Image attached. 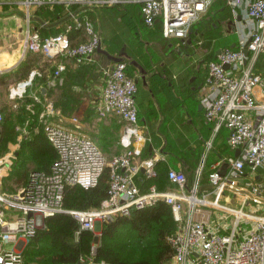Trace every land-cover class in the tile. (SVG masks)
<instances>
[{"label":"built area","instance_id":"built-area-1","mask_svg":"<svg viewBox=\"0 0 264 264\" xmlns=\"http://www.w3.org/2000/svg\"><path fill=\"white\" fill-rule=\"evenodd\" d=\"M30 6L62 5L69 23L63 32L40 37L26 27L21 39L20 59L26 53L44 59L60 58L74 65H82L101 48L99 34L86 13L110 7L116 0H20ZM213 0H137L144 27L159 23L164 39H176L181 46L191 42V27L206 13ZM234 20L237 35L233 48L215 55L205 65V75L199 88L198 104L205 122L213 131L223 128L230 150L236 157H228L212 166L207 175L209 192L202 191L201 171L194 172L188 187L185 175L166 170L167 186L159 190L150 185L140 192L134 183L142 171L145 179H154L156 158L138 159L133 145L149 142L138 123L135 102L136 84L127 74L121 61L100 67L101 91L93 106V124L110 116L121 124L119 145L121 152L108 162L92 142L78 132V121L70 122L76 129H66L46 119L54 115L50 102L35 93L27 92L34 76L16 83L8 93L9 99L26 103V111L42 123L45 139L55 158L46 171L31 172L26 185L16 192L0 190V264H24L21 252L45 218L58 213L71 215L79 229L94 233L96 223H109L116 217H127L131 211L165 204L171 213L175 230L166 238L172 250L167 264H264V181L253 179L264 172V66L256 60L264 54V0H224ZM239 16V20L235 21ZM80 32L85 38L71 44L69 34ZM200 45V41H193ZM246 51V55L244 54ZM227 66V69H223ZM64 66L52 72L53 82L59 80ZM41 107L36 113L34 106ZM2 115L0 113V124ZM17 131V130H16ZM25 133L24 128L20 131ZM25 136V135H24ZM14 154L0 157V185L10 172ZM224 165L223 172L221 166ZM109 170L106 198L98 207L87 210H66L62 197L66 187L88 190L96 186L103 169ZM225 195L240 197L255 203L250 213L223 207L218 202ZM209 196V197H208ZM213 212L218 215L214 216ZM239 214V215H238ZM226 215L234 220L228 226ZM70 264H108L95 261L92 253Z\"/></svg>","mask_w":264,"mask_h":264},{"label":"crops","instance_id":"crops-1","mask_svg":"<svg viewBox=\"0 0 264 264\" xmlns=\"http://www.w3.org/2000/svg\"><path fill=\"white\" fill-rule=\"evenodd\" d=\"M136 1L137 0H116V3L114 5L129 4L138 8L137 16L139 22L142 25L141 16L139 13V4ZM114 5L110 7H113ZM214 6L216 7L212 8ZM48 7L51 11L52 6ZM221 7H227V9L229 10L224 0H213L211 2L206 13L191 27V42L186 41V44L184 46H181L180 41L176 39H163L166 41H171V43L174 44V47H176V49L181 52H186L187 50H192L193 48L201 50L204 54L203 58H205L207 55H210L211 52L215 51L213 55V58H215L216 52L222 49L220 48L216 50V40L207 39L204 37V34L209 31V27L211 25L210 18L213 16L214 12ZM100 9L102 8L94 9L87 13L92 14L95 21L96 13ZM30 19L34 20V18L32 17H30ZM35 20L36 21H33V24H31V26L27 25L28 29L33 32H38L39 35L44 34L45 36L52 35V32H63L64 27L67 23H69L65 8L60 14V16H57V18L52 23H49L48 21H43L41 18ZM235 21L238 20L235 19ZM201 23H203V29L201 30L200 27L197 29V26ZM235 24L231 14L229 20L219 22L220 38H228L230 44L229 48H233L236 42L237 35L235 33ZM224 25H227V27L230 26V31L224 29ZM155 26H159L160 28V25L157 22L154 23L151 28H147L144 26L143 27L149 30ZM69 39L71 41V44L73 45L85 40V38L80 32L70 33ZM195 40L200 41L199 46L194 44L193 41ZM170 46L171 45H169V47ZM19 48L21 53V46H19ZM101 49L110 54L109 51L102 47V44ZM125 51L128 55H130V53H128L126 49ZM20 53L19 59L10 68H7L5 70L6 73H3V75L12 76L11 78L16 77L17 80L22 81L25 80L26 77L29 76V74H36V71H34L33 69L35 62L39 63L41 61H46L51 64V67H49V72L44 74V76L37 75V77H39L38 79L36 78V76H34L32 86L27 91L35 93L40 96L43 101H48L51 103L55 113L51 117H48L46 120L51 123H56L66 129H76L75 126L70 122L71 118H75L78 121V128L76 130L81 134L89 137L94 144V141H97L106 156L114 157L119 154L121 152V148L119 145L121 124L119 120L114 116H110L107 120L102 123L93 124V106L99 99L102 87L99 69L101 66L105 65L103 64V62L107 64L109 61H107V59L103 55H100L97 52L93 54L87 62L79 66L74 65L68 60H62L60 58L44 59L41 57V55L32 53H26L22 57V59H20ZM59 64H62L64 66V70L60 74L59 80L53 82L51 79V75L55 67ZM202 71L203 73L199 72L201 74L200 75L195 72V70H193V73L191 76H189L187 83L183 84L180 82L181 80L178 81L175 78L174 74H170L171 69L163 67L160 69V73H149L150 77L149 79L147 77V83L144 77V84H142V87L148 89H144L148 94L146 101L143 100L144 98L139 97L140 95H138L137 89L135 102L138 113V123L140 127L143 128V133L145 136L148 137L149 134L145 126L146 118L140 116V109L143 106L148 105V99L153 100L155 98H158L160 99L159 102H161V104L163 102V105H166V107L171 110L168 111L169 113H171V115L168 114L169 116L167 115L165 119H168L170 122H172L176 129L181 125H186L185 127H187V129H184V132L178 131L177 134L182 139L181 144L183 146L182 150L184 154L183 160L179 159L181 160L180 162H176L177 156H175L174 153L159 151V153L152 154L150 148V140L149 142L144 144L136 143L133 145L134 150L137 153L136 158L141 160L147 158L157 159V162L154 166V170L156 173L154 179H145L142 172L136 175L134 183L140 192L145 191L146 188L150 185L155 186L158 184V182H163V178L161 177L160 179V176L165 175V172L168 169H172L177 172H182L186 177L187 186L189 187L193 182L194 172L198 168H200L201 171L200 182L202 184V191L209 192L210 186L207 182V175L210 172L212 166H214L216 163L220 162L224 158L235 157V150L232 151L227 146L226 130L220 128L218 131H213L212 125L210 123L205 122V120L203 119L202 109L198 104V91L202 85V81L206 73L205 66ZM0 73L2 72L0 71ZM152 75H154L153 78H151ZM167 75H170L171 77H167ZM136 88H138L137 84ZM178 102L180 105H178ZM22 104H24V106L26 105V103ZM175 108H178L180 112L182 111L181 113H184L183 116L181 118H178L177 120L175 118L176 116L174 115ZM189 108L193 109L191 111H194V115L190 116L188 114ZM31 121L32 119L27 117V119L25 120V124H27L28 126ZM40 124L42 123L39 122L37 118V126H34L33 134H37L35 130L38 131V126ZM83 127L87 129L89 128L91 131L93 130L92 136L90 134L88 135V133H86ZM41 150H44L43 142L41 143ZM13 154L14 162L17 157V153L13 152ZM32 161V164H30L29 166V173L27 175L25 174V177L20 180H16L15 178L13 186H11L12 193L16 192L17 190L23 188L26 185L31 172L43 171L41 170L42 168L39 166V163H35L34 160ZM27 166L28 164L25 165V169L27 168ZM220 169L223 172L224 165H222ZM253 179L256 181H264V172L259 171L255 176H253ZM221 198L226 197L222 196ZM221 198L218 202L219 204L221 203ZM213 215L216 216L218 215V213L213 212ZM100 226V223H96L95 225L94 235L96 237L99 235Z\"/></svg>","mask_w":264,"mask_h":264},{"label":"rangeland","instance_id":"rangeland-1","mask_svg":"<svg viewBox=\"0 0 264 264\" xmlns=\"http://www.w3.org/2000/svg\"><path fill=\"white\" fill-rule=\"evenodd\" d=\"M20 2V0H0V71L2 72L0 73V112L3 120L12 128L14 134V142L6 146V151L2 157L5 158L8 154L11 155V153L15 152L20 156H25L27 160L30 159L26 163L28 164L25 169L27 175L29 173V166L35 157L33 155L41 151V143H44L45 140L43 141L39 134H33V137L29 134V130H27L28 126L25 124L27 111L24 104L14 100L11 101L8 97L9 90L20 80H17L16 77L11 78L12 76L3 75V73H6L5 70L10 68L19 59V46L27 25L31 26L33 21L35 22V19H38L37 7L30 6L26 9ZM137 13L138 8L129 4H116L110 8L100 9L96 13L94 25L99 34L102 47L109 51L111 55H114L119 51L121 46H124L132 56L131 61L135 62L143 70L146 83L150 77L149 73H160V69L166 67L171 69L170 74H174L178 81L181 80V83L186 84L189 76L195 70L197 62L203 58V52L195 48L186 52L177 50L171 41H166L161 37L159 26H155L149 30L144 28L139 22ZM30 17L34 18V20H31ZM199 27L202 30L204 27L203 23L198 25L197 29ZM223 28L230 31V26L224 25ZM169 45L171 46L169 47ZM34 64L33 69L39 76H44V74L49 72V67H51V64L46 61L35 62ZM103 64L106 63L103 62ZM128 73L134 79L140 80V74L137 69L130 67ZM167 77L171 76L167 75ZM27 78L28 76L25 80ZM36 78L38 79L39 77L36 76ZM137 86L139 97L144 98L143 100L146 101L148 94L144 89L147 88L142 87V81H139ZM159 101L160 99L158 98L153 100L148 99V105L140 109V116L146 118L145 126L149 134L148 139L150 140L152 154L159 153V151L174 153L177 156L176 162H180L181 160L179 159L183 160L184 154L181 144L182 139L177 134L178 131L184 132V129H187V127H185L186 125H181L176 129L172 122L165 119L168 114L171 115L168 112L171 110L166 105L164 106L163 102L161 104ZM178 105H180L179 102ZM191 110L193 109H188L190 116L195 114ZM181 112L178 108L174 109L176 120L183 116L184 113ZM22 128H24L25 132L23 135L20 132ZM83 129L88 135L92 136L93 130L91 131L89 128L88 130L85 127ZM94 142L102 153L104 160L108 162L112 157L106 156L98 142ZM40 159L43 162H47L48 154L42 153ZM17 169L16 173L12 175L9 173L7 177L2 179L0 190L12 192L11 186H13L15 178L19 176L17 173L20 171V168ZM224 197L226 198H221V206L233 210H238L242 206L240 197L231 195H225ZM255 209V203L249 201H246L242 206V212L244 213H250ZM234 217L233 215H226V224L228 226L234 220Z\"/></svg>","mask_w":264,"mask_h":264},{"label":"trees","instance_id":"trees-1","mask_svg":"<svg viewBox=\"0 0 264 264\" xmlns=\"http://www.w3.org/2000/svg\"><path fill=\"white\" fill-rule=\"evenodd\" d=\"M62 5H52V10L46 5L37 7L38 18L49 23L54 22L57 16L63 12ZM87 18L92 23L94 29V17L86 13ZM230 19V12L227 7L216 10L210 18L209 31L204 34L207 39L216 40L215 48L226 49L230 44L228 38H220L219 22ZM52 35L58 34L52 32ZM44 37V34L39 35ZM46 37V36H45ZM215 51L205 57V61H214ZM108 62L105 65H111ZM256 66H264V54L258 56ZM127 74L130 66L126 63ZM133 77V76H132ZM24 103H28L25 99ZM36 108V109H35ZM36 113L41 108L34 106ZM26 112V111H25ZM27 117L32 121L28 125L29 134L33 135L34 126H37V114ZM2 115V114H1ZM41 125V127H40ZM38 126L37 134L44 141V150L37 153L33 158L35 163H39L41 170L46 171L55 158L54 151L45 139L42 131V124ZM14 142L12 128L3 120L0 124V157L6 151V146ZM35 142V141H34ZM48 154V161H42L40 155ZM25 156L17 154L10 169L11 175L18 171L16 180L25 177ZM109 170L107 167L103 172L95 187L83 190L77 186L66 187L62 197V207L66 210H87L96 208L102 200L106 198ZM163 182H158L156 188L159 190L167 186L166 172L160 176ZM175 230V225L169 208L162 202H157L150 207L133 210L127 217H116L109 223L100 226L97 241L93 232L80 230L75 219L66 213H58L44 219L43 227L36 231L30 241L24 246L21 252L24 264H70L79 258H84L92 253L95 261H103L108 264H167L172 253L166 242V238Z\"/></svg>","mask_w":264,"mask_h":264},{"label":"water","instance_id":"water-1","mask_svg":"<svg viewBox=\"0 0 264 264\" xmlns=\"http://www.w3.org/2000/svg\"><path fill=\"white\" fill-rule=\"evenodd\" d=\"M236 20H239V16L236 17ZM230 48H232V47H230ZM96 52L100 55H103L107 59V61H109L110 63H118V62L123 61V59L127 58L125 48L123 46L114 55L108 54L106 51L102 50L101 48L97 49ZM218 53H219V51L216 52V54H218ZM244 54L246 55V51H244ZM130 65H132L133 67H135L139 71L140 81H142V84H144V72L141 69V67L133 61H130ZM223 69H227V66H223ZM134 83L135 84L137 83V79H134ZM237 154H238V151L235 150L234 156L236 157ZM96 241H97V237L94 238V242H96Z\"/></svg>","mask_w":264,"mask_h":264},{"label":"flooded vegetation","instance_id":"flooded-vegetation-1","mask_svg":"<svg viewBox=\"0 0 264 264\" xmlns=\"http://www.w3.org/2000/svg\"><path fill=\"white\" fill-rule=\"evenodd\" d=\"M126 56H127V58L126 59H123V62L127 63L130 67H133L132 65H130V61L132 60V57L130 55H128L127 53H126ZM205 64H206L205 58H202L201 60H199L197 62V64H196L195 72H197L198 74L203 73L202 70L204 69ZM133 68L136 69L135 67H133ZM153 77H154V75H152L151 78H153ZM139 81L140 80L137 79V83L136 84H138Z\"/></svg>","mask_w":264,"mask_h":264},{"label":"bare ground","instance_id":"bare-ground-1","mask_svg":"<svg viewBox=\"0 0 264 264\" xmlns=\"http://www.w3.org/2000/svg\"><path fill=\"white\" fill-rule=\"evenodd\" d=\"M239 215V214H238Z\"/></svg>","mask_w":264,"mask_h":264}]
</instances>
